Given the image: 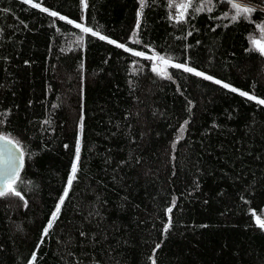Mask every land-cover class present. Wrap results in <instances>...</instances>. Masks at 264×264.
Masks as SVG:
<instances>
[{
  "label": "trees",
  "instance_id": "1",
  "mask_svg": "<svg viewBox=\"0 0 264 264\" xmlns=\"http://www.w3.org/2000/svg\"><path fill=\"white\" fill-rule=\"evenodd\" d=\"M246 1L234 21L227 0L182 19L169 0H33L66 20L0 0V135L23 154L0 264H264V105L222 86L264 99V0Z\"/></svg>",
  "mask_w": 264,
  "mask_h": 264
},
{
  "label": "snow or ice",
  "instance_id": "2",
  "mask_svg": "<svg viewBox=\"0 0 264 264\" xmlns=\"http://www.w3.org/2000/svg\"><path fill=\"white\" fill-rule=\"evenodd\" d=\"M24 2L30 4L32 7L40 8L41 11L48 12L49 15H51L53 17L59 16V13H57L55 11H49V9H47V8H43L40 3H33V0H24ZM208 2L211 3V0H208ZM227 2L231 5V8L235 10V14L232 16V19L234 21L239 19L242 14H246L247 16H250L251 13L253 11H255L254 8H250V7H248L246 5H243L241 3L234 2V0H227ZM81 3H82V5L85 8L87 7V0H81ZM143 4H144V0H141V6L142 7H143ZM191 4H192V0H182L181 3L175 4V5H174V0H169V7H173V6L176 7V9H177V11L179 13L178 18H180V19L183 18L184 13L188 10L189 7H191ZM203 10H204L203 6L196 8L197 12H200V11H203ZM211 10H212L211 8H208V11H211ZM227 15L228 14L225 13V16H227ZM59 19L66 20L67 18L64 17V16H59ZM67 22L69 24H74V26L76 28H79L81 30V32H83V33H91L92 36H96V37H98L101 40H107L108 43L116 44L117 47H121V48L125 47L124 45L117 44L116 41L111 40V39H109L108 37H106L104 35H101L99 32L93 31L92 28L85 27L82 24L75 23L72 20H67ZM258 27H260V26H258ZM261 31H264V27H261ZM79 39L82 41L83 38L80 37ZM253 44L256 46V48H258L260 53L262 55H264V43H261L260 41H253ZM125 51H130V49L125 48ZM134 55L143 56L144 54L141 53V52H135ZM159 59L161 61H163V63H165V64L170 63V59H165L164 57H160ZM172 66L175 67V68H182L184 71L192 72V73H194L197 76H202L206 80H214V78L212 76L206 75L203 72L196 71L195 69H193L191 67H187L184 64H172ZM153 71H157V69L154 67ZM158 74L164 75L165 73L160 72ZM214 82L217 83V84H221L222 83L219 80H214ZM222 86L224 88H230V90L233 91V92H237L238 91L235 88H231V86L228 85V84H223ZM239 94L241 96L247 97V99H249V100L256 101L260 105H264V99L257 98L256 96L250 95L249 93L243 92V91L239 92ZM81 127H82V124H81ZM182 131H183V127L181 128V132ZM0 141H6L7 143H12V141H10L8 139V137H6V136H0ZM22 155L23 154L21 153V158H22ZM78 160H79V145L77 146V151H76V161L78 162ZM76 172H77V163L74 162L73 165H72L71 173H70V175L68 177V180H67V187H66V189L64 191V194L61 196L58 204L56 205L55 211L52 213L51 220L49 221L47 227L44 229L43 235L46 236L48 234V230L52 227V222L57 218V215L60 212V207L64 203V198L68 194V189L71 187L73 180L76 178ZM15 174H16V165H15L14 161H11L9 163V165H8V170L4 173L5 183H4V186L2 188H0V197H4L6 195L11 194V195H15V196L20 197L21 199H23V196L21 195V192L17 191L15 186H14L15 185V180L10 179V177L14 176ZM167 212L171 213L172 212V208L169 207L167 209ZM253 215L256 218L257 225L260 228L264 229V220H262L260 216L256 215L255 212L253 213ZM170 223H171V220L169 219V225H170ZM167 230H168V226H165L164 231L167 232ZM157 247H159V245H157ZM34 259H35V253H33V261H34ZM152 264H155V260L154 259L152 261Z\"/></svg>",
  "mask_w": 264,
  "mask_h": 264
},
{
  "label": "water",
  "instance_id": "3",
  "mask_svg": "<svg viewBox=\"0 0 264 264\" xmlns=\"http://www.w3.org/2000/svg\"><path fill=\"white\" fill-rule=\"evenodd\" d=\"M21 153V149L13 141L12 143L0 141V188L4 186V173L8 170V165L11 161L15 162L16 174L10 177V179L16 180L19 176L23 168V155L21 158Z\"/></svg>",
  "mask_w": 264,
  "mask_h": 264
},
{
  "label": "rangeland",
  "instance_id": "4",
  "mask_svg": "<svg viewBox=\"0 0 264 264\" xmlns=\"http://www.w3.org/2000/svg\"><path fill=\"white\" fill-rule=\"evenodd\" d=\"M238 1H240V2H244V3H247V1L246 0H238ZM34 3V2H33ZM43 7V6H42ZM44 8V7H43ZM112 40V39H111ZM253 41H260L259 39H254ZM261 43H264V42H262V41H260ZM127 47V46H126ZM256 47V46H255ZM128 48V47H127ZM128 49H130V48H128ZM133 53H135V52H140V51H135V50H132V49H130ZM141 53H143L144 55L143 56H145V57H149L150 59H151V61H152V69L155 67L156 69H157V73H160V72H163V73H166L170 68H173V66H172V64H184V65H186L187 67H191V68H193V69H195L196 71H199V72H202V71H200V70H198V69H196V68H194V67H192V66H190L189 64H187V63H182V62H177V61H174V60H171L170 59V63H168V64H165V63H163V61H161L159 58L160 57H163V56H161L160 54H158V53H155V52H149V53H144V52H141ZM165 58V57H164ZM165 59H168V58H165ZM182 69V68H181ZM204 74H206V73H204ZM207 75V74H206ZM210 76V75H209ZM214 80H217V79H214ZM239 92H241L242 90H239V89H237ZM244 92V91H243ZM250 95H252V94H250ZM255 219V222H256V218H254Z\"/></svg>",
  "mask_w": 264,
  "mask_h": 264
}]
</instances>
